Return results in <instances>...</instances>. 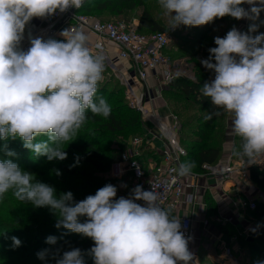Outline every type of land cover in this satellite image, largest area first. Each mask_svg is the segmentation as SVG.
Wrapping results in <instances>:
<instances>
[{
    "label": "clouds",
    "instance_id": "clouds-1",
    "mask_svg": "<svg viewBox=\"0 0 264 264\" xmlns=\"http://www.w3.org/2000/svg\"><path fill=\"white\" fill-rule=\"evenodd\" d=\"M83 3L84 0H0V140L19 138L35 158L65 160L63 145L75 140L89 119L87 113L108 118L112 112L110 104L97 97L106 56L100 44L96 45L97 51L92 50L83 30L62 31L63 41L32 38L27 51L20 48L26 25L34 17L80 9ZM157 3L168 20V29L202 26L225 16L255 21L264 11V0ZM243 4L252 7L246 10ZM257 28L253 23L248 33H243L233 27L223 38L215 37L216 47L210 48L209 57L201 61L206 69L215 72V78L200 89L213 106L204 119L228 114L232 135L241 138L234 154L248 163L264 160V33L255 37L249 34ZM42 136L47 140L37 141ZM4 149L7 156H16L6 144ZM195 167V161H186L170 171L187 177ZM10 191L18 201L49 208L57 217L56 228L91 238L94 246L89 253L94 264H197L188 247L191 237H185L180 218L171 207L162 206L160 193L153 186L152 190H144L137 185L128 198L117 199V187L106 184L95 195L77 202L71 191L58 195L53 186L37 181L35 174L5 159L0 161V201ZM81 217L86 218L84 222H80ZM57 239L48 236L45 242L55 245ZM11 240L13 248L22 244L15 236ZM49 252L50 249L41 250L37 257L45 260ZM56 264H84L82 251H65Z\"/></svg>",
    "mask_w": 264,
    "mask_h": 264
},
{
    "label": "trees",
    "instance_id": "trees-1",
    "mask_svg": "<svg viewBox=\"0 0 264 264\" xmlns=\"http://www.w3.org/2000/svg\"><path fill=\"white\" fill-rule=\"evenodd\" d=\"M84 11L87 15L97 12L98 16L107 14L110 17H120L122 20L132 16L129 18L130 22H125L128 24L132 23V19L137 16V31L144 36L165 33L169 30L168 20L163 16L157 0H84L82 7L76 9V12L84 15ZM229 19L230 16L216 18L213 22L202 26L180 25L174 34V36L179 33L181 35L182 27L186 28L185 36L179 42L178 48L188 53L191 60H196L194 74L193 78L175 76L167 88L161 92V96L167 100L170 108L175 112L171 111V114L178 120V141L185 151L181 162L195 161L196 167L192 171L194 175L207 174L209 168L218 165L222 160L227 142L226 130L220 122V116H214L207 121L204 119L213 106L208 98L201 95L200 89L205 82H211L215 78V72L206 69L201 61L209 57L210 48L216 47L214 38L225 36L222 33L219 34V29ZM261 21V27H264V18ZM217 27L218 30L214 34ZM187 40L192 41L195 47L188 46ZM167 49L164 55L168 58ZM97 97H103L110 104L111 115L103 118L92 116L89 111L87 113L89 119L80 129L77 137L73 138L75 140L63 145L67 153L65 160L48 161L45 156L35 158L30 150L24 148L22 140L17 138L0 140V143H6L8 150L16 153V156L9 157L3 149L0 152V161L6 156L9 157L22 170L35 174L37 181L53 186L58 195L71 191L77 202L88 195H95L96 191L106 184L115 186L116 184L110 178L111 166L121 160V156L128 149L130 139H144L141 158L153 157L154 151L150 146L145 145L147 128L143 116L130 106L120 86L110 88L108 83L100 82ZM39 140H47V137H38L37 141ZM234 142L233 151H231L232 159L235 151L239 149L241 138L235 136ZM72 165L75 166L70 167ZM246 171L249 182L264 193L263 167L255 163ZM8 202L13 207V216L11 219L0 216L2 233L0 264H56V260L62 258L65 251L74 248L82 251L84 264H94L93 256L89 253L94 246L91 238L72 233L63 227L56 228L57 217L49 208H36L30 203L18 201L11 191ZM207 206L211 214L213 206L211 203ZM248 213L251 218L262 221L260 228L249 236L242 237L231 225L219 223L216 227L220 233L224 232L229 237L233 236L232 239H236L235 242H238L240 249H247L249 264H256L257 261H264V202L257 203V208L254 211L248 210ZM85 219L81 217L80 222H84ZM228 229L236 230L237 233L229 232ZM12 236L22 241L21 246L12 247ZM48 236L57 237V243L47 244L45 241ZM44 249H50V252L45 260H41L37 257V253ZM57 250H59L58 253ZM53 253H57L55 258Z\"/></svg>",
    "mask_w": 264,
    "mask_h": 264
},
{
    "label": "built area",
    "instance_id": "built-area-1",
    "mask_svg": "<svg viewBox=\"0 0 264 264\" xmlns=\"http://www.w3.org/2000/svg\"><path fill=\"white\" fill-rule=\"evenodd\" d=\"M85 29L94 34L100 39L106 40L115 44L120 48L118 60H130L135 66L137 78L145 82L148 78V72L156 71L159 68H164L162 74L163 86H168L174 79L173 74L168 71L169 59L164 55V51L169 47L172 41L173 34L176 29H169L165 33H157L151 36L141 35L132 23H107L91 17L77 14L76 8H69L67 11L60 13L59 11L48 17H34L28 25H26L23 39L20 42V48L27 51L31 47L30 40L32 38L58 39L64 40L61 32L66 29ZM96 45L91 46L95 52ZM103 51V47L101 49ZM111 66L113 63L105 61ZM163 87L160 92L164 90ZM134 96V97H133ZM127 98H130V106L141 113L146 124V142L149 146L154 139L160 140L163 144V150L160 155L161 161L152 168H145L141 163V152L144 149V139L133 138L128 141V149L121 156V160L111 166L110 178L115 184H124L128 178L132 181V189L137 185H142L144 190H152V186L161 196L162 206L165 208L171 207L173 212L178 209L179 204L184 200V177H180L172 173L170 169L178 168L182 163L181 159L185 156V151L180 147L178 141V120L171 114L172 124L167 126L159 118H157L150 110L147 109L146 103H153L154 96L151 91L146 89L145 92L137 97L130 91L127 92ZM261 161L248 163L243 160L233 162L232 157L229 158L227 164L221 169L210 168L213 170L215 182L222 184L230 180L232 176L244 181H249L247 169L252 164ZM262 166V165H261ZM192 175V174H191ZM123 196L120 191H117L116 198ZM128 198L126 196H123ZM188 201L193 202L194 196H187ZM143 205L144 201H135ZM241 205L249 211H254L257 208V202L254 200L242 201ZM182 231L185 237H189L192 229V219H182ZM224 258L232 262L234 253L237 249L230 246H223Z\"/></svg>",
    "mask_w": 264,
    "mask_h": 264
},
{
    "label": "crops",
    "instance_id": "crops-1",
    "mask_svg": "<svg viewBox=\"0 0 264 264\" xmlns=\"http://www.w3.org/2000/svg\"><path fill=\"white\" fill-rule=\"evenodd\" d=\"M132 22L137 26V16L132 19ZM81 30H83L88 35L89 45L93 46L95 44H100L104 46L103 53L106 56V61H115V66L116 64L120 65L117 66L119 68L118 71H116L117 73H120L121 77L125 78V81L130 82V80H133V92L137 97L142 95L146 89L151 91L152 95L154 96V100L152 104L149 102L146 103L147 109L150 110L165 125H171V113L169 112L168 107L165 106L160 92L163 88V83L161 80L164 68H159L156 71L148 72L147 80L142 82L136 76L135 66L132 61H119L117 59L120 51L118 46L98 38L85 29ZM149 146L154 151V156H146L143 158L145 162L141 161L146 169L154 167L161 161L160 155L163 150L162 142L157 139H154L153 142H150ZM226 157L227 156L222 157L220 163L212 168L221 169V167L225 166L228 161ZM262 167L264 169V166ZM209 169L207 174L204 175L192 174L184 177L183 183L186 197L179 204L178 209L173 212L175 216L180 218L181 222L183 218L189 217L192 219V229L189 235L191 240L189 241L188 247L190 252L194 254V260L197 261V264H207V260L211 262L212 258L217 261L219 260V263H216L212 260L213 264H221V261L223 260L222 249L226 243H222L220 240H218L221 238V233L216 227L219 225V223L222 225H231L240 230L245 229L244 233L241 234L242 237H244V235L249 236L250 233H254L262 225L261 220L250 218V221H248L242 217L243 214L248 210H246L241 205V202L254 200L258 204L262 203L264 202V193L256 189L251 182L239 179L237 175L232 176L230 180H227L222 184L216 183L213 176V170ZM123 185L124 184H121L120 187L119 184H116L115 186L117 187V191H120L123 196L129 197L131 190L125 191L122 188ZM190 195L194 196L193 202H190L187 199V196ZM209 203H211L213 206V212H211V214L207 209V205H209ZM207 240H210L211 245H215L216 242L220 243L218 246L220 248L219 250H222L221 255H215L212 248H208L209 245L206 244L204 247L208 253V259L203 258L204 255H202V253L199 251L202 247V244L207 242ZM230 240L231 243L228 239L226 240L229 241V244L227 245L233 249H237V252L234 253L232 262L230 261L228 263L242 264L243 260L247 261V257L245 256L247 249H240L238 242H235L236 239ZM178 264H182V262H178ZM189 264H193V262L190 261Z\"/></svg>",
    "mask_w": 264,
    "mask_h": 264
},
{
    "label": "rangeland",
    "instance_id": "rangeland-1",
    "mask_svg": "<svg viewBox=\"0 0 264 264\" xmlns=\"http://www.w3.org/2000/svg\"><path fill=\"white\" fill-rule=\"evenodd\" d=\"M241 6L243 8H245L246 10H248L252 7L251 5H248V4H243ZM256 6H260V5L257 4ZM83 14L87 15L85 11ZM98 15L99 14L97 12H94L93 15L88 14L87 16H90L93 19L95 18L99 21L108 22V23L130 22L129 18H132V16H130L128 18H125V20H122L120 17H112V16L110 17L107 14H103L102 16H98ZM263 18H264V11H261L259 18L255 21H252L249 19L237 20L235 18L230 17L229 21L226 24H223L222 27H220L219 34L222 33V34L226 35V33L229 30H231L233 27H236L239 31H241L243 33H248L249 26L251 24L255 23L258 25L257 30L255 32L249 33L250 35L255 37L256 35L264 33V27H261V25H262L261 20ZM176 30H178V27ZM181 30H183L182 34L180 35V33H179V35H177V36H174V34L176 33V31H175V33L173 34L172 41L170 42V45L167 49L166 53H167V56L169 59V66L167 68H168V71L171 74H173L174 77L175 76H183V77H187V78H193L194 65L196 64V60H194V59L191 60L188 53L180 51V49L178 48V47H180L179 42H181V40L185 36L186 28L183 26ZM217 30H218V27L216 28L214 34L216 33ZM186 42H187L188 46L195 47V44L192 43V41L187 40ZM101 46L104 47L103 45H101ZM90 47H91V45H90ZM182 56H185V57H182ZM114 62L111 66H109L108 64L105 63V71L103 73L104 79L101 81V83H108L110 85V88L120 86V89L123 91L124 96L126 97L128 102H130V98H127V92L130 91L133 95V93H134L133 92L134 90L132 87L133 80H130V82L125 81V78L121 77L120 73H117L118 68H119L117 66H120V65L116 64V66H115ZM163 87H166V86H163ZM166 88H164V89H166ZM163 98L164 97L162 96V100L165 103V106H167L168 110H169L170 105L168 104L167 100L163 99ZM171 111L173 113H175L173 109L169 110L170 113H171ZM220 120H221L220 122L224 126V129L226 130V140H227L226 146L224 147V151H223V157L227 154L226 159L229 160V158L231 157V151H233V145L235 144V142H234L235 137L231 133L230 117L228 116V114L223 113L220 116ZM5 144H6L5 142L0 143V152L3 151ZM5 159H10V158L6 156V158H4L3 160H5ZM140 159H142L141 160L142 162H145V160L143 158H140ZM239 160L240 159L237 158L236 155L233 156V159H232L233 162H239ZM261 165L264 166V160H261ZM122 188L125 191L132 190V181L130 179H127ZM122 188H121V190H122ZM9 195H10V192L6 194L5 198L2 201H0V216L7 217V218L11 219V217L13 216V207L8 202ZM242 217L248 221H250L249 219L251 218L248 211H246ZM228 230H229V232H236L237 233V231L235 229H233L235 231H232L230 229H228ZM237 230L239 231L238 234H243L245 231V229H242V230L237 229ZM1 236H2V233L0 231V238H1ZM244 236H246V235H244ZM234 237H236V236H234ZM232 238H233V236L229 237V236L225 235L224 232H221V238L218 240H220L222 243H226L225 245H227V244H229V241L231 243L230 239H232ZM227 239L229 241H226ZM207 242L202 244V247L199 251L200 253H202V255H204L203 258L208 259V253L204 247L206 244L209 245L208 248H212L215 255H221L222 250H219L220 248L218 246L220 243L216 242L215 245H211L210 240H207ZM1 249L2 248H0V250ZM222 256H223L222 257L223 260L221 261V264H229L228 262H230V261H228L224 258L223 253H222ZM245 256L247 257V253L245 254ZM212 260L216 263L217 262L219 263V260L217 261V260L212 258L211 262L209 260H207V264H213ZM246 260L247 261L243 260L242 264H249L248 258Z\"/></svg>",
    "mask_w": 264,
    "mask_h": 264
}]
</instances>
